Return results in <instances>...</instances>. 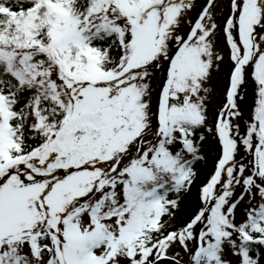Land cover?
Here are the masks:
<instances>
[{
    "label": "snow or ice",
    "instance_id": "obj_1",
    "mask_svg": "<svg viewBox=\"0 0 264 264\" xmlns=\"http://www.w3.org/2000/svg\"><path fill=\"white\" fill-rule=\"evenodd\" d=\"M0 264H264V0H0Z\"/></svg>",
    "mask_w": 264,
    "mask_h": 264
}]
</instances>
